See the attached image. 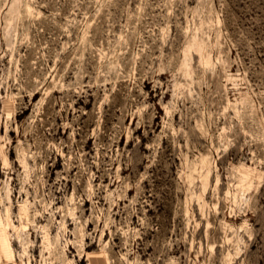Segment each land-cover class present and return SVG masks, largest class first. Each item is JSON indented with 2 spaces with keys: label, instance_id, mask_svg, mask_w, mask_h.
<instances>
[{
  "label": "rangeland",
  "instance_id": "374dc122",
  "mask_svg": "<svg viewBox=\"0 0 264 264\" xmlns=\"http://www.w3.org/2000/svg\"><path fill=\"white\" fill-rule=\"evenodd\" d=\"M0 264H264V0H0Z\"/></svg>",
  "mask_w": 264,
  "mask_h": 264
},
{
  "label": "bare ground",
  "instance_id": "6f19581e",
  "mask_svg": "<svg viewBox=\"0 0 264 264\" xmlns=\"http://www.w3.org/2000/svg\"><path fill=\"white\" fill-rule=\"evenodd\" d=\"M0 260L2 262H13L15 260V253L11 240L7 235L6 229L1 227L0 221Z\"/></svg>",
  "mask_w": 264,
  "mask_h": 264
}]
</instances>
